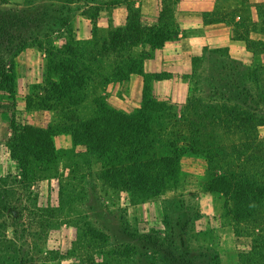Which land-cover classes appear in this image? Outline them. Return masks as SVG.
I'll return each mask as SVG.
<instances>
[{
	"label": "rangeland",
	"instance_id": "obj_1",
	"mask_svg": "<svg viewBox=\"0 0 264 264\" xmlns=\"http://www.w3.org/2000/svg\"><path fill=\"white\" fill-rule=\"evenodd\" d=\"M68 10L65 0H0V73L13 69L16 75L14 96L0 89V120L11 133L5 145L0 139L1 156L10 151L15 127L48 121L45 110L28 108L27 100L44 85L49 49L76 36ZM199 58L193 75L181 78L183 97L176 99L184 103L163 92L172 86L153 81L156 98L179 112L189 97L217 104L246 98L239 93L252 89L250 64L242 69L223 50ZM93 88L86 115L95 95L106 96L100 85ZM76 153L51 178L57 189L48 203L18 165L6 161L0 168V264H264V225L230 215L225 196L205 191L202 157L185 154L175 181L158 195L135 200L106 185L101 166L89 167ZM60 186L74 188L71 197L65 192L61 198Z\"/></svg>",
	"mask_w": 264,
	"mask_h": 264
},
{
	"label": "trees",
	"instance_id": "obj_2",
	"mask_svg": "<svg viewBox=\"0 0 264 264\" xmlns=\"http://www.w3.org/2000/svg\"><path fill=\"white\" fill-rule=\"evenodd\" d=\"M259 16L260 24L247 25L248 34L264 36V5ZM95 17L92 14L93 21ZM219 20L226 19L205 17V22ZM248 34L235 33V37L245 39L255 55L264 53V40ZM176 35L172 19L163 16L157 25L148 27L136 12L124 27L103 33L94 25L91 39L71 35L66 44L49 49L44 85L28 97L27 105L51 111L52 121L46 128L19 125L7 142L28 185L58 176L67 155L80 148L75 157L89 167L100 165V178L106 185L141 200L158 195L168 182L175 181L183 156L191 153L207 163V193L225 196L228 212L237 219L264 225V137L260 135L264 67L248 69L252 89L239 93L246 97L241 102L217 104L189 97L179 112L177 105L153 94L152 82L171 75L144 72L145 61L153 57L154 50ZM199 59L193 58L194 71ZM135 74L144 77L143 99L136 111L116 110L104 94H97L89 106L91 114H84L93 87L100 85L105 92L110 84L130 81ZM15 78L13 69L0 73L1 91L14 96ZM61 134L71 137V149H57L55 137ZM68 186H60L61 198L65 192L71 197L74 188Z\"/></svg>",
	"mask_w": 264,
	"mask_h": 264
},
{
	"label": "crops",
	"instance_id": "obj_3",
	"mask_svg": "<svg viewBox=\"0 0 264 264\" xmlns=\"http://www.w3.org/2000/svg\"><path fill=\"white\" fill-rule=\"evenodd\" d=\"M69 6L70 19L78 40H89L93 37L96 25L103 33L112 29L124 27L131 14L139 13L141 23L152 27L159 23L161 17L170 18L176 24L177 35L165 42L163 47L153 52V57L144 64L146 74L167 73L171 78L158 81L159 84L172 86L163 92L171 94L172 102H183L184 83L182 77H190L194 73L193 58L205 53L223 50L230 60L242 63L243 67H264V53L255 55L248 49L245 39L236 38L235 33L248 34L247 25L261 23L259 9L264 0H65ZM71 8V10H70ZM92 14L96 17L93 21ZM224 16L226 20L205 22V17ZM249 37L263 39L264 36L250 32ZM65 41H61L64 45ZM181 79V80H180ZM42 82V79L40 80ZM144 77L135 74L130 81L112 83L107 87L106 101L114 109L131 114L142 102ZM176 94L182 97L176 99ZM184 103V102H183ZM178 104V103H177ZM41 114V113H40ZM48 121L44 124L30 125L46 128L52 121L53 113L46 110ZM4 117L0 120V139L6 142L11 135L7 130ZM260 135L264 137V126L260 127ZM72 139L69 135L61 134L55 137L57 149L71 147ZM79 149V148H78ZM10 152V151H9ZM7 152L0 155V168L6 167V161L11 164L17 162ZM51 179L38 180L41 194L54 195L56 186ZM54 189V191H53ZM59 195V191L57 192Z\"/></svg>",
	"mask_w": 264,
	"mask_h": 264
}]
</instances>
